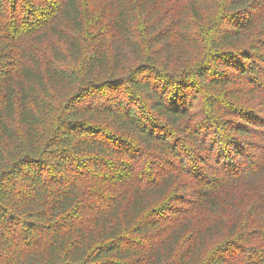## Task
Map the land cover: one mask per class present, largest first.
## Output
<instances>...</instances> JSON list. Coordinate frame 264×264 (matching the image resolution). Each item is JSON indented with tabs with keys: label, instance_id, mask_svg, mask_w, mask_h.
<instances>
[{
	"label": "trees",
	"instance_id": "16d2710c",
	"mask_svg": "<svg viewBox=\"0 0 264 264\" xmlns=\"http://www.w3.org/2000/svg\"><path fill=\"white\" fill-rule=\"evenodd\" d=\"M0 264H264V0H0Z\"/></svg>",
	"mask_w": 264,
	"mask_h": 264
},
{
	"label": "rangeland",
	"instance_id": "374dc122",
	"mask_svg": "<svg viewBox=\"0 0 264 264\" xmlns=\"http://www.w3.org/2000/svg\"><path fill=\"white\" fill-rule=\"evenodd\" d=\"M185 66H186V64H181V65H180V69L185 68Z\"/></svg>",
	"mask_w": 264,
	"mask_h": 264
}]
</instances>
